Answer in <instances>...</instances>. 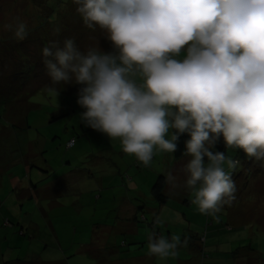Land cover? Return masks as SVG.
<instances>
[{
	"label": "rangeland",
	"instance_id": "374dc122",
	"mask_svg": "<svg viewBox=\"0 0 264 264\" xmlns=\"http://www.w3.org/2000/svg\"><path fill=\"white\" fill-rule=\"evenodd\" d=\"M75 9L72 0H0V25L17 18L28 25L22 41L0 31V264H195L202 251L207 263L206 256L223 260L248 248L264 259V166L242 149L226 148L225 155L239 161L232 172L237 191L214 219L197 211L191 191H168L165 205L150 199L159 175L171 171L186 178L170 165L171 154L155 150L151 166L144 167L122 151L119 139L80 123V86L52 84L42 49L50 42L62 47L68 38L81 50L98 45L111 52L113 45L99 29H86ZM49 87L60 89L59 95ZM136 186L144 196H119ZM128 205H145V222L134 220ZM157 217L164 223H156ZM212 228L219 235L212 236ZM151 232L178 233L188 246L159 261L147 254ZM204 238L206 246L198 251Z\"/></svg>",
	"mask_w": 264,
	"mask_h": 264
},
{
	"label": "clouds",
	"instance_id": "9594fccd",
	"mask_svg": "<svg viewBox=\"0 0 264 264\" xmlns=\"http://www.w3.org/2000/svg\"><path fill=\"white\" fill-rule=\"evenodd\" d=\"M72 3L83 26L103 32L113 51L81 50L71 38L62 47L50 42L42 55L51 83L79 85L80 123L119 139L144 167L155 150L173 154L186 133L184 187L200 214L218 219L235 200L239 166L212 150L221 136L264 166V0ZM0 31L22 41L28 25L17 18ZM48 91L58 96L60 89ZM165 183L175 188L177 177L170 171ZM147 240L148 256L159 261L188 246L178 233L151 232Z\"/></svg>",
	"mask_w": 264,
	"mask_h": 264
},
{
	"label": "trees",
	"instance_id": "16d2710c",
	"mask_svg": "<svg viewBox=\"0 0 264 264\" xmlns=\"http://www.w3.org/2000/svg\"><path fill=\"white\" fill-rule=\"evenodd\" d=\"M190 137L185 133L182 134L179 137V140L177 142V150L172 154V157L174 160H179L183 157H185L183 154L185 152V141L188 140ZM73 141L74 144V140L71 139L69 140ZM226 148L227 145L222 142V141H217V143L215 144L214 148L212 149L214 152L218 151V152H226ZM206 160V158H205ZM166 187V183H165V176L164 175H159L157 177V179L155 180L151 190H150V199L157 205H165L168 201L167 196L164 194V189ZM20 235H23L22 231L19 232ZM203 243L204 242H200L201 247L198 249V251H201L202 247H203ZM205 245V243H204ZM216 247V246H215ZM196 249V248H195ZM240 249H246V248H240ZM205 251V250H204ZM204 252L202 251L201 253V262L200 264H217L219 262L222 263H226V264H262V262H264V259H262L254 250L248 248L246 251L243 250L242 252H238V253H231L228 256H224L225 259L222 260L221 256L215 257V259H208V257L206 256V259L208 260L207 263H205V261L202 259ZM232 260V262L229 261ZM37 263L40 264H65L64 262H55V263H50V262H43L40 260H34ZM24 261L22 260H17L14 259L13 261H9V262H2L1 264H20L23 263ZM220 264V263H219Z\"/></svg>",
	"mask_w": 264,
	"mask_h": 264
},
{
	"label": "crops",
	"instance_id": "0c3cea01",
	"mask_svg": "<svg viewBox=\"0 0 264 264\" xmlns=\"http://www.w3.org/2000/svg\"><path fill=\"white\" fill-rule=\"evenodd\" d=\"M172 155V154H171ZM171 155H170V160H171V162H170V165H173L172 163L174 162V166H179L180 168H181V170L183 171V167H184V165L187 163V160L189 159L188 157H183V158H181V159H179V160H174L173 159V157L171 158ZM165 160H166V158H165ZM129 173V172H128ZM130 174V173H129ZM184 175V177H185V174H183ZM136 176V178H138V175H135ZM139 177H140V175H139ZM132 181H134L135 182V180L132 178L131 179ZM142 181V180H141ZM141 181H139V182H141ZM182 181H184L182 178H180V177H177V187H175V188H173V187H171L170 185H168L167 183H166V187H165V189H164V194L166 195V196H168V191L169 192H172V191H177V192H179V195L178 196H184V195H190V190H188V189H186L185 187H184V185H183V183H182ZM120 182H122L121 180H120ZM123 182H124V180H123ZM146 184L148 185V182H146ZM30 187H32L31 186V184H30ZM116 187H118V186H116ZM121 189H117V191L116 192H118V191H120ZM134 192L133 193H127V190L125 191V192H121L120 193V195L119 196H144V189H139L137 186L136 187H134ZM168 198V197H167ZM186 199H183L182 200V202H184L185 204H187V202L188 201H185ZM138 203V202H137ZM136 203V204H137ZM127 209L128 208H130V209H133V210H131L129 213H133L132 214V217L134 218V220H135V218H136V220H137V218H138V216H140V222H145V221H143L142 220V217H143V210H145V205H143V206H141V207H135V206H131V205H128V206H125ZM146 208H149L148 207V205L146 206ZM153 209H155V208H153ZM140 212V213H139ZM128 213V214H129ZM130 215V214H129ZM154 213L152 214H150V218H151V220H154ZM242 225H243V223H241ZM241 224H238V225H241ZM208 226H211V225H208ZM214 228V227H213ZM211 229V233H212V236H217V235H219V229L217 230V229ZM226 228H227V230L228 231H231V229H230V227L228 226V224L226 225ZM211 236V237H212ZM207 238V237H206ZM201 241H203L205 244H206V242H205V238L204 239H202ZM213 243L212 242H210V245H212ZM206 246V245H205ZM194 263L195 264H200V262L198 261V260H195L194 261Z\"/></svg>",
	"mask_w": 264,
	"mask_h": 264
},
{
	"label": "built area",
	"instance_id": "2783aa9c",
	"mask_svg": "<svg viewBox=\"0 0 264 264\" xmlns=\"http://www.w3.org/2000/svg\"><path fill=\"white\" fill-rule=\"evenodd\" d=\"M73 145V141L68 142V147H71Z\"/></svg>",
	"mask_w": 264,
	"mask_h": 264
}]
</instances>
